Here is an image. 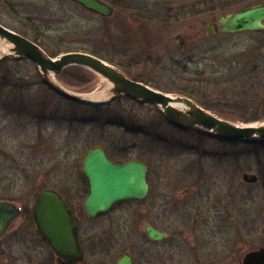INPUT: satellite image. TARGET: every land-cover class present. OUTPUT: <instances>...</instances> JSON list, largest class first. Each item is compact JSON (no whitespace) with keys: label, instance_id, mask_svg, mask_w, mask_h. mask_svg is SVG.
Here are the masks:
<instances>
[{"label":"rangeland","instance_id":"obj_1","mask_svg":"<svg viewBox=\"0 0 264 264\" xmlns=\"http://www.w3.org/2000/svg\"><path fill=\"white\" fill-rule=\"evenodd\" d=\"M103 1L114 9L111 17L71 0H0V24L51 56L94 54L219 117L246 126L264 123V32L209 35L204 28L206 21L218 23L220 16L264 0ZM56 79L77 94L108 85L80 67ZM95 146L111 155L137 146L156 153L161 196L153 223L168 237L152 241L139 206L120 203L95 221L96 236L109 243L89 253L92 264H115L125 252L136 264H242L247 252L264 245L263 142L178 129L156 106L125 96L103 107L75 104L54 93L32 61L0 63V200L30 205L53 188L82 201V161ZM245 172L257 183L245 182ZM19 238L10 232L0 239V264L18 256Z\"/></svg>","mask_w":264,"mask_h":264},{"label":"water","instance_id":"obj_2","mask_svg":"<svg viewBox=\"0 0 264 264\" xmlns=\"http://www.w3.org/2000/svg\"><path fill=\"white\" fill-rule=\"evenodd\" d=\"M86 10L101 17H111L114 9L101 0H72ZM207 34L218 32L238 34L243 32H264V4L255 5L219 17V22L206 21ZM0 42L9 50L0 56V63L8 59H28L35 63L45 84L56 94L73 103L87 106H103L124 95L153 104L160 108L165 118L178 129L200 128L214 137L231 142H264V123L242 125L217 116L206 110L193 99L177 94H168L136 82L103 59L85 52H67L51 57L36 42L0 24ZM182 46V43H179ZM82 67L102 78L108 85L100 91L105 94L102 101H88L82 95L64 88L57 77L67 68ZM96 94V93H94ZM177 104L182 107H178ZM148 167L138 161L123 165L113 163L103 148L97 146L88 150L82 161V173L86 178L89 191L83 206L91 217L107 214L115 204L127 200L146 197ZM247 183H257L255 174L243 173ZM21 209L14 203L0 200V238L11 224L20 216ZM35 220L40 232L48 240L56 255L69 262H82L84 255L79 243V223L63 196L54 189L42 190L34 207ZM146 233L154 241H163L167 234L146 227ZM116 264H133L130 255H124ZM242 264H264V245L247 252Z\"/></svg>","mask_w":264,"mask_h":264},{"label":"flooded vegetation","instance_id":"obj_3","mask_svg":"<svg viewBox=\"0 0 264 264\" xmlns=\"http://www.w3.org/2000/svg\"><path fill=\"white\" fill-rule=\"evenodd\" d=\"M101 1L105 2L103 0ZM74 3L82 7L76 2ZM82 8L85 9L84 7ZM122 72L130 79L150 86L149 84L143 82L142 80H138V79L130 77L125 71H122ZM261 82L263 81H260V83ZM137 101H140V100H137ZM142 103H145V102H142ZM103 149L106 152L109 160L112 161L113 163H116L118 165H123L130 161H138V162L145 164L148 167L147 182H148L149 188H148L146 197L143 199H138V200H127V201L119 202L115 204L114 207L120 203H136L139 206L138 208L139 218L146 219L145 221H148V223H146L144 226V232L146 233L147 226H151L154 229L161 231L157 229L153 223L158 218L159 198L161 196V194L158 191L159 186H160L159 174L153 168V164L156 161V153L150 149H149L150 151L143 152L141 148L138 149V146L135 150L121 151L119 154H116V155H111L105 148ZM84 179H85V183L87 187V193L84 196L82 201H80V199L75 196L76 193H73L72 196H66L63 192H61L60 190H57L63 196L66 204L71 209L74 217L78 220V223H79L78 238H79V243H80L83 255H84V260L82 262H69V261H65L61 259L60 257L56 255L55 251L51 247L48 240L40 232L38 224L35 220L34 207L37 202V198H35L34 203L30 205L29 204L19 205V204L14 203L17 207L21 209V213L18 218H16L14 221L11 222L9 229L5 235L11 232L14 235L20 237L19 239L16 240V249H15L16 253H18V256L15 257L13 262H4L2 264H92V261H91L92 258L90 257L89 253L92 250L96 249L97 245L100 248L106 249L109 243V240L106 237L100 238L96 236L95 226H94L95 221L99 218L102 219L103 217H106V215H108L109 212L107 214H103L98 217H91L86 213L84 206H83V202H84L85 197L88 194L89 186H88V182L85 177ZM50 189H53V188H50ZM169 203L170 202L168 201L167 206L169 205ZM146 235L148 236L147 233ZM167 237H168V234H167ZM126 254L130 255L133 259V264H136L135 257L130 252L123 253L118 258V260L115 262V264L119 261L121 257H123Z\"/></svg>","mask_w":264,"mask_h":264},{"label":"bare ground","instance_id":"obj_4","mask_svg":"<svg viewBox=\"0 0 264 264\" xmlns=\"http://www.w3.org/2000/svg\"><path fill=\"white\" fill-rule=\"evenodd\" d=\"M9 50V47L5 44H3L2 42H0V56L3 53H7ZM86 100L88 101H93V102H97V101H102L106 98L105 94H83L82 95ZM178 107H182L181 105L177 104Z\"/></svg>","mask_w":264,"mask_h":264},{"label":"trees","instance_id":"obj_5","mask_svg":"<svg viewBox=\"0 0 264 264\" xmlns=\"http://www.w3.org/2000/svg\"><path fill=\"white\" fill-rule=\"evenodd\" d=\"M36 43H38V42H36ZM39 44V43H38ZM40 46H41V44H39ZM42 47V46H41ZM94 55V54H93ZM52 56H54L55 57V55H52ZM95 56H97V55H95ZM97 57H100V56H97ZM101 58V57H100ZM103 59V58H102ZM199 105H201L202 107H205L203 104H201V103H199V102H197ZM205 109H208V110H210L209 108H205ZM264 143V142H263Z\"/></svg>","mask_w":264,"mask_h":264}]
</instances>
